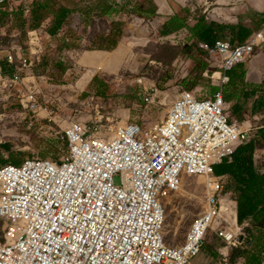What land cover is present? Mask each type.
<instances>
[{"label": "built area", "instance_id": "obj_1", "mask_svg": "<svg viewBox=\"0 0 264 264\" xmlns=\"http://www.w3.org/2000/svg\"><path fill=\"white\" fill-rule=\"evenodd\" d=\"M198 48L219 62L220 89L211 96L184 90L166 118L145 129L138 123H103L102 118L63 119L67 152L61 160L26 158L0 165V216L9 220L0 264H190L210 231L227 248L244 245L247 224L214 222L228 209L221 198L228 176H217L215 168L231 162L236 147L249 140L252 129L227 115L223 87L236 65L264 49V26L243 42L219 37L213 44L199 40ZM23 51L19 44L12 46V73L0 64V89L18 86L10 95L26 113L43 117L48 107L27 81L38 78L35 59ZM93 77L92 71L85 86ZM137 82L143 102L159 101L155 83L142 77ZM183 176L204 178L205 211L185 243L171 248L164 243L166 212L157 196L179 192Z\"/></svg>", "mask_w": 264, "mask_h": 264}, {"label": "rangeland", "instance_id": "obj_2", "mask_svg": "<svg viewBox=\"0 0 264 264\" xmlns=\"http://www.w3.org/2000/svg\"><path fill=\"white\" fill-rule=\"evenodd\" d=\"M98 1L75 0L80 8H90L92 14L95 13ZM113 1L121 7L119 17L125 21L126 26L117 46L109 51L89 49L92 44L88 37L93 31H108L109 20L105 18H96L92 27L86 28V34L83 33V17L76 14L68 28L69 36L63 52L59 50L63 44L60 38L50 45L42 31L29 34V45H24L26 50L23 54L27 58L35 59L34 73L39 76L37 80L27 78V81L34 85L49 112L42 113L43 117L26 113L22 103L10 95L19 90L18 86H13L12 91L0 89V162L12 153L22 159L41 158L49 149V142L62 135L63 119L83 122L102 118L103 123H138L145 129L166 118L173 100L182 91L192 90L199 97L211 96L216 92L213 87L220 86L219 62L198 48L199 40L192 36L189 28L197 20L207 23L223 22L226 29L222 36H236L234 29L237 32L240 29H258L262 27L264 20L263 16L253 11L255 5L258 8L262 6L264 10V0ZM137 11L145 17H139ZM177 18L179 21H176ZM179 23L182 26L178 28ZM234 23L240 25V29L230 26ZM170 26L175 29L171 30ZM15 33L7 34V29L0 28L1 65V61H8L12 46L21 45V36L19 39L18 32ZM22 42L24 44L26 41ZM30 43L33 45L32 49H29ZM39 53L43 54L40 60H36ZM47 57H50V63L45 68ZM58 58H63L62 61L64 60L67 67L61 75L52 64ZM89 63L95 65H87ZM92 71L94 76L107 84L104 95L95 93L92 81L85 86ZM168 73L172 76L165 80ZM140 77L159 87L161 91L158 102L148 104L141 100L137 82ZM74 83L75 87L82 86V90L75 89ZM262 90L258 91V95H261ZM83 93L87 94L82 96ZM243 98L227 104V115L234 123L254 129L262 124L264 109H258L255 103L257 97ZM237 106L240 107L239 119L232 114ZM4 143L11 145L12 152L2 147ZM59 146V153L51 157L57 158L61 155L62 141ZM65 155L66 151L62 158ZM259 157L264 160V153L261 152ZM114 181L119 185L120 177L115 176ZM157 199L166 212L164 243L168 247L178 248L185 243L192 225L205 211V180L198 176H183L179 192L166 197L159 194ZM234 216L235 212L227 209L220 212L214 222L230 227L234 225ZM8 222L7 218L0 216V245L6 240L3 234ZM214 235V231L209 232L201 254L191 260L190 264H230L231 248L223 246ZM209 248H220L219 256L214 257Z\"/></svg>", "mask_w": 264, "mask_h": 264}, {"label": "trees", "instance_id": "obj_3", "mask_svg": "<svg viewBox=\"0 0 264 264\" xmlns=\"http://www.w3.org/2000/svg\"><path fill=\"white\" fill-rule=\"evenodd\" d=\"M17 3L18 0H5L4 3H1L0 0V28L7 29V34L11 35L15 30H18L19 39L20 36L22 39L20 41L23 49L24 45H29L27 39L29 40V36L31 38L30 33L47 30L49 36H55L54 41L58 38L62 40L63 44L59 47V50L63 52L69 36L68 28L71 27L76 14L83 17V23H85L83 33H86V28L92 27L96 18L109 20V29L106 33L93 31L88 37V40L92 44L89 49L109 51L115 48L126 26L125 21L119 17L120 12H122L121 7L117 6L113 0H99L95 5V13L93 14L90 12V8L88 10L85 7L80 8L75 0H21L19 5ZM137 14L139 17H145L139 11H137ZM176 21H179V19L177 18ZM263 24L264 20L262 21ZM179 25L178 28L182 26L180 23ZM170 29L173 30L175 28L170 26ZM224 29H226L224 25L197 20V23L193 27H190L189 31L198 40L213 44ZM59 30H62L61 33H58ZM234 32L236 33L237 42L245 41L253 33L247 29H240L238 32L234 29ZM24 40L26 42L23 44L22 41ZM49 63L50 57H47L44 63L45 68H48ZM52 64L57 72H59V75L67 70L64 60L62 61L61 58L53 61ZM2 66L8 73H12L16 65L12 64L8 59L7 63L5 62ZM245 75L244 64L236 65L229 72L230 82L223 87L226 103L238 100L240 97L249 99L254 96L256 88L251 90L250 87L247 88V83L244 81ZM170 76H172L171 73H168L165 80L169 79ZM91 85H94L95 93L99 95L106 93L107 84L99 77L94 76ZM259 88L263 89L262 95L255 103L261 111L264 109V83ZM219 89L220 86L213 87V90L216 92ZM86 94L83 93L82 96ZM236 108L237 110L232 112V114L237 115L239 119L238 112L240 107L237 106ZM61 141L63 142L61 155L57 158L51 157V155L59 153V143ZM2 147L12 152L9 143H4ZM48 148L41 158L61 160L64 152H67L66 140L62 135H58L54 141L49 142ZM261 152L264 153V118L260 126L251 130L249 140L236 147L232 161H226L215 168L217 176H228L225 180L226 184H224L221 198L225 199L228 210L235 212L234 220L238 225L242 226L247 223L244 228L246 235L244 245L239 248H231L229 254L230 264H264V160L259 157ZM14 154L12 153L8 158L2 159L0 165L8 162L21 164L25 160ZM1 220L3 222V219ZM3 235L5 238V232ZM207 237L208 235L205 242ZM214 237L220 240L222 245L226 247L220 238L216 235ZM209 249L214 257L219 256L220 248Z\"/></svg>", "mask_w": 264, "mask_h": 264}, {"label": "crops", "instance_id": "obj_4", "mask_svg": "<svg viewBox=\"0 0 264 264\" xmlns=\"http://www.w3.org/2000/svg\"><path fill=\"white\" fill-rule=\"evenodd\" d=\"M21 3V0L19 1L18 0V3H17V5H19ZM262 7V6H261ZM258 8L256 5H255V7H254V13L255 14H260L261 16H263L264 17V10L262 9V8ZM223 22H221V23H216V24H221V25H224L225 26V24H222ZM233 29L234 28H237V29H240L239 27H240V25H237V24H232V25H230ZM264 26V24L262 25V27ZM226 27V26H225ZM261 27V28H262ZM261 28H258V29H261ZM2 29V28H1ZM258 29H249V31H251L252 30V32H254V31H256V30H258ZM18 30H15V32H17ZM59 31H62V30H59ZM14 32V33H15ZM224 30H222V32H220V34H219V36L217 37V38H219V37H230L233 41L234 40H236L237 41V38H236V36L235 35H233V36H222L223 34H224ZM18 33H19V31H18ZM17 33V34H18ZM42 33L46 36V37H48V43L51 45L52 43L51 42H55L54 40H55V36H52V38H53V41H51L50 42V40H49V34H48V31L47 30H45L44 32L42 31ZM58 33H61V32H58ZM16 34V33H15ZM20 45V44H19ZM21 46V45H20ZM33 48V45L30 43V48L29 49H32ZM28 49V50H29ZM26 49L24 48V51H25ZM23 51V52H24ZM105 51V50H104ZM256 56L252 59V61L251 62H244V63H241V64H244L245 65V70H246V75H245V79H244V81H245V83H247V88L248 87H250V90L251 89H253V88H256V92H255V94H254V96L255 97H257L258 99H259V97L262 95V93H261V95H258V91L261 89V88H259L263 83H264V49L263 50H258V52L255 54ZM63 59V58H62ZM7 60L5 59V60H3V61H1V63H3L4 64V62H6ZM86 64V63H85ZM91 64H93V65H95L94 63H89V64H87V65H90L91 66ZM99 66H102V65H99ZM92 81V80H91ZM90 81V82H91ZM254 96H252V97H254ZM251 97V98H252ZM243 98V97H242ZM244 99V98H243ZM256 101V100H255ZM228 104V103H227ZM264 115V114H263ZM264 118V117H263ZM3 165V164H2ZM245 224H247V223H245Z\"/></svg>", "mask_w": 264, "mask_h": 264}, {"label": "bare ground", "instance_id": "obj_5", "mask_svg": "<svg viewBox=\"0 0 264 264\" xmlns=\"http://www.w3.org/2000/svg\"><path fill=\"white\" fill-rule=\"evenodd\" d=\"M42 113H44V111H43ZM45 113H46V112H45Z\"/></svg>", "mask_w": 264, "mask_h": 264}]
</instances>
